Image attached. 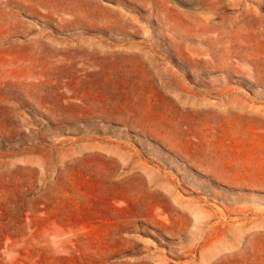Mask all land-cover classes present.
<instances>
[{
	"label": "rangeland",
	"instance_id": "rangeland-1",
	"mask_svg": "<svg viewBox=\"0 0 264 264\" xmlns=\"http://www.w3.org/2000/svg\"><path fill=\"white\" fill-rule=\"evenodd\" d=\"M0 264H264V0H0Z\"/></svg>",
	"mask_w": 264,
	"mask_h": 264
}]
</instances>
